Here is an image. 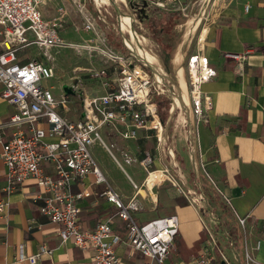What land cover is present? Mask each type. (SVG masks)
I'll return each mask as SVG.
<instances>
[{
    "label": "built area",
    "instance_id": "2783aa9c",
    "mask_svg": "<svg viewBox=\"0 0 264 264\" xmlns=\"http://www.w3.org/2000/svg\"><path fill=\"white\" fill-rule=\"evenodd\" d=\"M52 1L0 0V99L14 109L8 119L0 123V159L5 167L2 192L8 195L26 181L34 183L40 190V213L58 225L60 242L72 241L79 249L90 251V264H121L115 252L116 246L121 243L138 252L143 258L142 264H165L175 248L179 231L177 215L137 222L133 213L140 211L141 205L136 197L123 200L96 165L90 147L98 142L109 151L101 136L104 128L123 140H136L141 130L152 131L158 143L166 142L167 125L159 120L158 107L152 101L154 93H166L172 100L170 115L178 107L183 110L189 124L188 138L194 148L196 141L199 144L200 124L213 106L210 95L202 87L214 82L217 72L207 65L201 48L184 57L180 69L184 67L186 72L187 106L182 107L180 105L184 100L177 74L174 75L176 79L163 74L158 67L126 46V40L134 43L137 41L136 34L139 35L133 28L134 23L139 24L133 14H116L122 44L127 50V54H123L112 48L107 36L100 35L94 26L96 18L105 22L100 7L106 0H56L59 5L54 15L44 18L42 7ZM88 1H92L96 11L94 16L87 8ZM157 4L162 6L164 2ZM68 7L82 18L83 30L94 33L100 40V47L90 49L96 50L115 74L111 79L104 69L90 73L101 79L102 94L83 93L81 111L74 120L65 118L57 110L59 106L66 108L67 95L57 98L52 93V86L45 84L54 76L53 67L47 63L50 60L49 50L81 48L64 41L61 36ZM123 28H126L128 36L122 33ZM26 47L41 50L42 54L38 57H44L46 62L39 61L37 56L19 57L18 52ZM249 51L224 53L223 57L236 61L240 69ZM174 101H179L176 108ZM6 130L10 131L8 135ZM122 157L125 163L133 160L126 152L122 153ZM150 162L147 155L140 165L147 171ZM48 167L51 172H48ZM89 175L92 185L102 186L100 196L114 206V215L123 223V234L113 230L112 217H107L91 229L80 225L77 200L88 197L90 193L81 188L75 193L72 187L81 185L83 178ZM156 177L154 175V179ZM145 182L146 185H153L154 180L150 181L148 175ZM134 188L137 189L135 185ZM178 191L183 194L182 190ZM6 205L0 203V211ZM237 223L243 228L245 218H237ZM204 228L209 245L198 254L193 264H211L215 251L222 264H231L216 241L214 232L206 225ZM225 236L231 239L227 233ZM43 254L50 255L51 251L41 247L37 253L27 256L23 245H19L17 261L36 264ZM254 262L244 249L241 264Z\"/></svg>",
    "mask_w": 264,
    "mask_h": 264
},
{
    "label": "crops",
    "instance_id": "0c3cea01",
    "mask_svg": "<svg viewBox=\"0 0 264 264\" xmlns=\"http://www.w3.org/2000/svg\"><path fill=\"white\" fill-rule=\"evenodd\" d=\"M121 3L129 9L125 0H121ZM58 5V1L54 0L43 6V17L54 15ZM114 5L117 6L116 3ZM112 7L115 13L120 12L118 6V10L113 4ZM70 10L68 7V12ZM70 19L67 15L66 24ZM201 42V52L207 65L217 72V76L214 82L202 87L210 95L213 106L200 124L199 144L214 189L232 216L234 235L230 236L231 239L222 234L223 226L218 222L219 231L227 245L225 255L231 264H241L246 249L254 264H264V0H225L219 9V18ZM246 50L250 51L240 69L236 61L223 57L224 53H243ZM37 59L45 62L41 57L37 56ZM179 75L178 70L180 80ZM13 111V107L0 99V123L7 120ZM102 131L109 139L116 137L123 141L106 128L101 130V134ZM9 132L5 131L7 135ZM152 133L141 130L136 140L148 139L153 136ZM97 143L90 147L93 158L92 149ZM1 149L0 143V154ZM117 151L121 154L125 152ZM126 153L130 154V151ZM96 165L109 181L104 168L97 162ZM47 170L51 172L49 167ZM4 174L5 167L0 159V203L7 204L0 211V264H28L17 261L19 245H23L27 256L37 253L41 247L51 251L50 255H41L36 264H90V251L79 249L72 241L60 242L58 225L40 213V190L34 183L26 181L10 194L4 195ZM125 175L130 183L114 185L109 181V184L125 201L136 197L141 205V210L133 213L137 222L145 223L159 217L177 215L179 231L175 247L178 249V261L175 263L193 264L198 256L195 253L203 240L202 223L205 225L199 212L188 204L180 192L170 197L166 190L173 186L169 183H156L155 186L148 183L146 187L145 183H141V175L137 179L140 183H136L127 173ZM150 177V181H153L154 175ZM91 180L89 175L83 178L81 185L72 187L75 193L80 188L90 193L88 197L77 200L80 225L91 229L107 217H112L113 230L123 234V223L114 215V206L100 196L102 186L92 185ZM204 203L207 213H211L208 201L204 200ZM214 209L218 217L212 218L217 221L221 219L219 215L222 212L217 207ZM237 218H245L243 228L238 225ZM115 252L121 264L143 263L141 255L123 243L116 246ZM211 264H222L216 251Z\"/></svg>",
    "mask_w": 264,
    "mask_h": 264
},
{
    "label": "rangeland",
    "instance_id": "374dc122",
    "mask_svg": "<svg viewBox=\"0 0 264 264\" xmlns=\"http://www.w3.org/2000/svg\"><path fill=\"white\" fill-rule=\"evenodd\" d=\"M225 0H125L128 10L122 6L121 0H110L101 3L100 12L105 22L96 18L95 28L100 35H105L113 44L112 48L124 53V49L119 47L120 26L116 20V13L112 3H116L121 14L134 15L139 24L134 23L133 28L139 35L134 43L126 40V46L139 53L145 61L158 67L163 74L170 75L173 79L177 70L180 71V87L183 103L182 107L187 106L185 97L186 72L182 65L184 57L196 51L202 46V38L214 25L219 18V9ZM162 6L157 3H163ZM92 1H88L87 8L94 16L96 11L92 8ZM71 17L69 21H64L62 38L66 42L78 45L81 48H53L49 50L50 60L47 61L54 69V76L46 81V86H52V93L55 97L67 95L68 103L66 108L58 107V111L68 119H77L81 111V99L83 93L102 94L101 79L92 76L91 72H97L104 69L108 77L114 79L115 74L108 63L102 59L96 50L90 47H100V40L96 39L94 33L83 30L82 18L72 9L68 12ZM122 33L128 36L126 28ZM106 38V37H105ZM122 44V40H121ZM120 44V45H121ZM123 46V44H122ZM124 47V46H123ZM42 51L34 47H26L18 52L19 57L34 58L41 55ZM46 62L44 57H41ZM166 81V80H165ZM185 84V85H184ZM171 85V84H170ZM152 95V101L153 96ZM169 101V109L161 110L158 108V117L162 124L167 125V141L158 143L157 138L151 136L148 139L139 140H120L116 137L109 139L106 133L102 131V138L109 151L99 143L95 144L92 153L97 164L107 172V178L112 184L130 183L126 173L140 183L137 179L142 176V182L146 186L148 175H156L153 185L156 183H175L178 190H182L180 195L185 198L189 205L199 212L205 225L212 230L216 241L223 246L224 253H227V245L222 234L225 236V230L222 234L219 231V224L224 225L223 221L213 220V216L207 213V206L204 200L209 201L215 194L214 186L206 175L205 161L201 156V148L198 141L194 148L188 138V123L183 110L178 107L174 101L175 109L170 115L172 100L169 95L162 93ZM154 102V101H153ZM157 105V104H156ZM158 107V106H157ZM164 118V120L162 119ZM113 144V146H111ZM116 144V145H114ZM117 150L130 151L129 156L133 159L131 163H125L122 154ZM111 153L115 156L121 165H117ZM149 156L150 165L147 171L140 165L145 156ZM202 165L204 169L202 168ZM147 187V186H146ZM174 187V186H173ZM166 190L170 197L179 194L176 188ZM198 200V201H197ZM210 204L208 208L211 210ZM212 214V213H211ZM213 217V218H212ZM138 218V217H137ZM139 220V218H138ZM219 222V224H218ZM202 242L200 248L195 253L198 255L204 247H208L207 234L202 223ZM178 237V236H177ZM176 237V239H177ZM177 244V241L175 242ZM178 249L176 247L171 251L166 264H176ZM197 257V256H196ZM190 262V261H189Z\"/></svg>",
    "mask_w": 264,
    "mask_h": 264
},
{
    "label": "trees",
    "instance_id": "16d2710c",
    "mask_svg": "<svg viewBox=\"0 0 264 264\" xmlns=\"http://www.w3.org/2000/svg\"><path fill=\"white\" fill-rule=\"evenodd\" d=\"M108 41L110 42V39L107 37ZM111 44H113L111 42ZM121 44V40L119 41V47H121V49L123 48L124 49V53H127V50L125 47L122 46ZM115 47H117V43L113 44ZM153 101L157 104L158 108L161 109V110H168L169 109V101L168 99L163 95V94H155L153 96ZM164 120V118H162ZM215 194L212 199H209L208 201V204H210L211 207V216L213 217H218V214L216 213V210L214 209V207H217L220 209V212H222V214H220L219 216H221V219L224 223L223 225V229L225 230V232L229 235V236H233L234 232L232 231V228H231V223H232V219L230 216V214H228V211L226 209V206L225 204L222 202L220 196L216 193V191L214 190ZM223 215V216H222Z\"/></svg>",
    "mask_w": 264,
    "mask_h": 264
},
{
    "label": "bare ground",
    "instance_id": "6f19581e",
    "mask_svg": "<svg viewBox=\"0 0 264 264\" xmlns=\"http://www.w3.org/2000/svg\"><path fill=\"white\" fill-rule=\"evenodd\" d=\"M125 21H127L128 22V19H127V16H125ZM124 25H126V24H124ZM176 104H178V101H176ZM151 178V177H150ZM153 178V177H152ZM154 179V178H153Z\"/></svg>",
    "mask_w": 264,
    "mask_h": 264
},
{
    "label": "water",
    "instance_id": "95a60500",
    "mask_svg": "<svg viewBox=\"0 0 264 264\" xmlns=\"http://www.w3.org/2000/svg\"><path fill=\"white\" fill-rule=\"evenodd\" d=\"M112 4H113L114 8H115L116 10H118L117 6H115L114 3H112ZM118 13H120V12H117L116 14H118Z\"/></svg>",
    "mask_w": 264,
    "mask_h": 264
}]
</instances>
